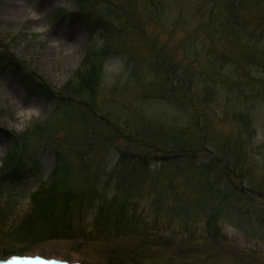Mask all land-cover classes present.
<instances>
[{"label":"rangeland","instance_id":"1","mask_svg":"<svg viewBox=\"0 0 264 264\" xmlns=\"http://www.w3.org/2000/svg\"><path fill=\"white\" fill-rule=\"evenodd\" d=\"M162 1L163 9L155 10L148 0H109L108 4L94 0V16L102 15L108 25L90 36L78 0H0V129L18 136L30 133L28 137L34 136L32 145L39 144L36 137L45 133L47 137L42 142L58 145L61 152L57 164L55 153L44 149L37 168L18 183L11 177L1 178L7 169L0 164V259L18 253L23 257L52 258L59 264H264V221L256 220L251 204L252 200L259 202V198L228 191L219 194L222 185L201 168L202 161L218 158L245 175L238 182L241 190L264 196V68L246 64L247 44L241 41L234 46L237 48L227 51L231 63L244 61L241 88L214 95L203 117L194 112L191 99L178 98L187 106L178 107L172 101L175 97L169 94L171 83L163 71L155 72L142 65L138 66L139 74L134 75V69L127 65L128 56L138 63L158 61L151 52L155 45L173 60L184 61L179 43L188 40L187 32L197 26V22L188 23L190 18L202 15L205 20L212 8L214 13L223 12L227 10V0H219L215 8L211 0ZM243 8L251 19L250 29L260 32L264 0H245ZM159 11L165 13L161 21ZM223 21L217 17L213 24L221 25ZM213 24L211 30L214 27L219 32L221 29ZM215 43L219 52L224 50ZM262 46L256 50L261 51ZM102 51H109L104 62L99 58ZM204 58L212 60L202 56L201 62H206ZM257 58L251 60L256 62ZM91 66L100 83L91 104L78 103L76 109L69 108L66 100L59 102L40 93L39 83L52 91L67 89L71 82L77 84L75 79L84 71L91 75L87 68ZM227 66L223 72L236 78L239 74L229 71L233 65ZM229 86L233 88L234 84ZM243 90L247 94L239 95ZM249 90L258 92L259 99L250 101ZM191 97L197 100L201 96L195 93ZM246 108L252 116V135L248 138L241 134L237 121L239 110ZM8 136L0 132V160L17 157L14 137ZM243 138L246 149L235 164L232 160L236 161L239 153L230 152V146ZM205 146L208 152L202 151ZM227 148L231 157L224 158ZM183 149L193 150L194 158L178 161L177 166L160 167L156 154L180 153ZM131 160L138 161V165L127 166ZM54 171L58 178L64 177L63 188L71 184L72 178L76 190L83 191L85 198L95 188L107 198L116 188L127 190L126 202L133 206L126 210L138 216L143 222L141 228L152 230L155 246L142 258L139 254L131 257L129 252L135 250L137 241L106 240L108 236L121 235L112 222L118 215L116 204L108 199L93 201L91 197L86 208L78 207L80 211L75 215H69L65 208L61 214L48 215L47 226L40 227L41 233L36 232L39 226H33L30 217L38 212V219L48 211L37 209L38 205L47 206L48 201L53 206L63 205L72 199L50 193L44 201L33 195L37 188L42 193L49 189ZM157 205L168 208V213L164 210L157 214ZM177 207L186 208L194 220L183 225L177 217L174 219ZM100 209L104 212L99 213ZM64 212L84 222L77 227L81 234L99 238L93 242L58 239L66 235L59 227L53 228V223ZM216 213L214 220L207 221L206 216ZM104 221L106 228L111 226V232L105 231ZM44 231L49 234L37 241L49 240L32 248L22 246L16 239L22 233ZM208 234L219 235L225 241L214 244L201 239ZM78 235L74 231L71 237Z\"/></svg>","mask_w":264,"mask_h":264},{"label":"trees","instance_id":"2","mask_svg":"<svg viewBox=\"0 0 264 264\" xmlns=\"http://www.w3.org/2000/svg\"><path fill=\"white\" fill-rule=\"evenodd\" d=\"M82 11H81V18L83 23L85 24V27L87 29V32L90 36H93L94 33H96V30L98 29H106L107 28V21L104 19L102 15L94 16L93 9H91L92 3L94 0H78ZM149 4L153 7L155 10H161L165 5H163L162 0H148ZM105 3L108 4L109 0H105ZM219 3V0H211L210 5L212 7H217ZM245 0H227L226 7L227 10H224L223 12H219V10L214 13L213 8L210 10L209 14H206L205 20H203V16L199 15L192 16L190 18L191 21H188V23H195L197 22V26H192L191 33H188V40H182L179 43V47L182 48L183 55L185 56L184 61H175L173 60L165 51L163 48L155 49V45L152 46L151 52L154 51V55H156V58L158 61L155 60H144L135 62L133 58L128 56L127 65H130L134 72L133 74H139L138 66L145 65L149 70L159 72L160 70L163 71V73L167 76V79L171 83V90H170V96L175 97V99H172L173 102L180 105L178 107H181L183 109H186V104L178 98H186L191 99V107L194 109V112H198L199 117L205 116V114L208 113V103L211 101L214 95H219L222 91L231 92L232 90L240 89L239 81L241 83V78H243V74L241 71L243 70V63L244 61L246 64H254L256 66L264 68V15L259 19L261 26V31L257 32L253 29H250L251 25V19L249 18V14L246 10H244ZM200 6H203L200 5ZM197 9V8H196ZM165 13L159 11V21H161ZM217 17L220 20H224L223 24L221 25H215L213 22H217ZM96 20L95 22H91L92 20ZM207 19V20H206ZM211 23L213 26L217 27L218 29H221L219 32L215 30L214 27H212L213 30H211ZM175 27L177 26V21L173 24ZM220 43L221 47L224 48L223 51L219 52L216 46V43ZM241 41H244L247 46V50L244 52V57L246 60L243 62H230V58L227 59V55H229L228 48L233 49L237 48L234 47L236 44H240ZM262 46V50L258 51L259 46ZM109 51L101 52L100 59L103 60L108 58ZM258 54V55H257ZM208 57L212 59L211 61H207L206 58L203 60H206V62H201V57ZM255 56L258 57L256 62H253L251 59H255ZM231 57V56H229ZM242 57V56H241ZM215 59V60H214ZM186 61V63H185ZM100 66L102 64H99ZM199 65V68H198ZM227 65H233V68L230 69V74L235 73L239 74L236 78H234L233 75L228 76L223 71L228 70ZM98 67V66H97ZM88 69L93 70L94 68L87 67ZM97 70L100 69L99 67L96 68ZM29 77V75H28ZM97 75L94 74V72L91 71V75L87 71H84L83 73L78 76V79L76 78L75 83L68 84L67 89H63L61 91H52L48 87L43 86L41 83L39 85L41 86L40 90L42 94L50 96L51 98H55L57 101L61 102L63 100H66L65 105L69 108H75L78 107L77 104H91L92 103V95L97 93L100 83L98 84V81L96 78ZM230 83L234 84L233 88H230ZM220 86V89L218 88ZM25 88L28 89V92L30 90L29 85L26 84ZM250 96L248 99L250 101H256L259 99V93L252 92V90H249ZM195 93L200 94V98H196L197 100H194L193 96ZM176 94V95H175ZM247 93L245 90L242 91V94L239 95H246ZM85 96V97H84ZM80 97V98H79ZM215 99V97H214ZM197 101L196 104L194 102ZM249 101V102H250ZM251 114L248 112L247 108L244 110H239V114L237 115V121L239 122V127L241 128V134L245 135L247 138L252 135V129H251ZM203 124V123H202ZM237 127V129L239 128ZM239 128V129H240ZM0 132L9 135V138L14 137V149H16L17 157H15L13 160L7 159V160H0V164H2L4 169H7V171L4 173L1 178L4 177H11V181L18 183L21 180H23L25 177L30 176L32 169H36V164L39 163V160L44 153V149L51 150L56 155V162L58 164L59 162V156L61 154L60 150L58 149V145L56 144H50L47 140L45 142H42L47 136L45 133L39 135V137H36L39 144L32 145L31 140H33L34 136L28 137L30 133H26L22 136H18L9 132H4L0 129ZM239 132V131H238ZM204 135V133H203ZM210 137V136H209ZM208 137V138H209ZM208 141V140H207ZM208 143H211V141H208ZM49 145V146H48ZM51 145V146H50ZM245 139L243 138L240 143H237L235 145L230 146L231 150L230 152L236 151L238 154V157H236V161H234L235 164L239 162L240 153L243 149H246L244 147ZM210 146V145H209ZM19 149V151H18ZM226 151L223 153V157H231L227 154H230L228 152V148L225 149ZM202 151L208 152V147H203ZM142 157V156H140ZM158 159V164L161 168H164L166 165L171 164L177 166L178 161H185L188 162L190 158H194V151L193 150H186L183 149L180 153L173 152L172 154H166L161 153L159 156L156 154L155 156ZM231 160V159H228ZM138 161L131 160L127 163V166L135 167L138 165ZM221 164L223 167H221ZM235 166H240L235 165ZM202 171L204 174L212 175L214 177V180L218 182L219 185H222V190H219V194L223 195L226 191L229 193H235L239 195H242L244 197L250 196V197H258L259 202H256L255 200L251 201V204L254 209L255 218L256 220L261 223V221H264V196H261L259 192H252L251 195L249 192H246L244 190H241V186L238 185V182H242V178L245 177V175L237 170L234 166L230 164H223L222 161H220L218 158L214 159L213 161H208L205 163L202 161ZM238 171V173L236 172ZM22 175V176H21ZM21 176V177H20ZM59 175L55 171L53 175L51 176V185L48 190L42 193L41 188H37L33 195L36 197H42L44 201H46L50 193H54V195L58 197H63L66 199H70L69 201H66V203L63 205H59V203H56V206H53L52 203H46L47 206H41L38 205L37 209L39 207L48 209L47 215L41 214V217L37 219L38 212H35L33 216L30 217L33 218L31 221L33 226H39V229L36 232L40 233L43 231L41 228H45L47 224L45 223V219L49 218L48 215H51V217L55 216L56 214H61L62 208H65L67 211H69V215L80 211L79 208H86V201L91 199L94 201L96 198L101 200L108 199L115 205V212L118 214L116 215V218L112 220L114 222V228L116 230L119 229V232L121 235L115 237L106 238V240H109V238H125V241L135 242L137 241L139 244L137 246H134L135 250H132L129 252V255L131 257H138L136 254H139L140 258L145 254L147 255L150 251V249L153 248V243L155 240V235L152 234V230L141 228L140 225H143V222H139L138 216L134 214L132 211L129 213L126 209L127 206H133L126 201H128V191L124 192V190H120L119 188H116L114 193L110 195V197L107 198L106 195L101 196L102 194L100 190L98 189H92L89 192V197L85 198L83 196V191L76 190L74 181L72 178H70V183L67 187L63 188L64 185V177L58 178ZM205 180L208 181V177L204 176ZM208 185L207 183H205ZM62 186V189H61ZM118 189V190H117ZM41 193V194H40ZM119 196H122L124 198H120ZM94 197V198H93ZM128 198V199H127ZM123 199V202H120L119 200ZM42 201V202H44ZM100 201V200H99ZM119 205H118V204ZM122 203V204H120ZM91 204V202H90ZM135 206V205H134ZM160 209L157 210V214L160 215V213H168L165 206H158ZM184 210V211H183ZM82 212V211H81ZM104 210L100 209L99 213H103ZM173 216L174 219L177 217L178 221L182 223L183 225H187L189 222L194 220L193 214L186 210V208L177 207L173 210ZM42 213V212H41ZM84 213V212H83ZM55 214V215H54ZM78 218H81L80 214H78ZM77 216V215H76ZM218 216V213L216 214H210L206 216L207 221L214 220ZM66 217V218H64ZM104 228L107 227V222L104 221ZM31 224V225H32ZM55 229L59 227L62 231H64L66 235L65 238H58V239H65V240H71V241H82V242H93L94 240H97L96 238L99 237H93V235L80 233L77 230L78 225H84V222L77 219L76 217L70 218L64 212V216L56 220L54 223ZM93 226V222L90 224ZM210 227V226H209ZM111 226L106 228L105 231L111 232L112 229ZM74 231L78 232L79 235L77 237H71V234L74 233ZM49 232L44 231L43 234H26L22 233L19 236L16 237L19 243L22 244L24 247L32 248L36 245H39L43 242H46L48 240H41V238H45ZM62 234V235H63ZM18 235V234H17ZM106 236V235H105ZM52 238V237H51ZM57 238V237H56ZM205 238V237H204ZM201 238L202 240L208 241L210 243L214 244H220L223 243L221 237L219 235H210L208 234L206 238ZM116 240V239H112ZM152 241V243H151ZM157 242V240H155ZM147 250H144V249ZM138 252V253H137Z\"/></svg>","mask_w":264,"mask_h":264},{"label":"snow or ice","instance_id":"3","mask_svg":"<svg viewBox=\"0 0 264 264\" xmlns=\"http://www.w3.org/2000/svg\"><path fill=\"white\" fill-rule=\"evenodd\" d=\"M11 264H34L33 261L28 260V259H23V260H14L11 262Z\"/></svg>","mask_w":264,"mask_h":264},{"label":"clouds","instance_id":"4","mask_svg":"<svg viewBox=\"0 0 264 264\" xmlns=\"http://www.w3.org/2000/svg\"><path fill=\"white\" fill-rule=\"evenodd\" d=\"M17 260H23V258H17Z\"/></svg>","mask_w":264,"mask_h":264}]
</instances>
